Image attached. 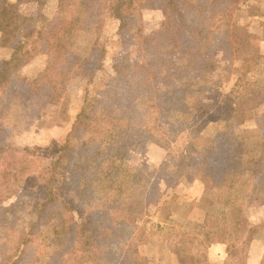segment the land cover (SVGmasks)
<instances>
[{
	"label": "trees",
	"instance_id": "obj_1",
	"mask_svg": "<svg viewBox=\"0 0 264 264\" xmlns=\"http://www.w3.org/2000/svg\"><path fill=\"white\" fill-rule=\"evenodd\" d=\"M46 1L0 0V28L12 47L0 62V228L11 229L19 243L16 263L150 264L139 248L149 236L146 223L139 222L149 185L132 163L130 144L140 138L169 147L192 125L185 113L193 115V123L203 117L205 94L220 84L219 50H232L240 68L232 89V120L218 132L216 152L198 166L192 160L183 163L198 167L195 172L203 168L204 182L223 215L210 214L199 232L178 235L185 245L227 243L229 255L237 257L234 264H247L251 237L246 211L264 204V157L247 149L234 126L264 104V79L253 74L263 57L253 49L251 29L234 19L236 0H166L162 26L147 37L138 60L130 50L139 43L126 9L130 0H58L52 15L42 9L26 16L19 9L21 2ZM111 23L122 42L110 86L120 92L112 127L79 122L92 112L86 94L57 158L37 170L35 185L9 203L28 148L4 140L5 97L14 87L25 116L39 118L49 103L67 98V74L75 67L94 75L91 84L104 67L105 30ZM82 35L91 39L89 51L72 58ZM36 55L45 61L37 77L14 80V73ZM103 97L109 98V91ZM206 250L207 245L192 264H210Z\"/></svg>",
	"mask_w": 264,
	"mask_h": 264
},
{
	"label": "rangeland",
	"instance_id": "obj_2",
	"mask_svg": "<svg viewBox=\"0 0 264 264\" xmlns=\"http://www.w3.org/2000/svg\"><path fill=\"white\" fill-rule=\"evenodd\" d=\"M57 8L58 0H47L45 3L21 2L19 5L20 11L26 16L42 9L46 14L52 15ZM166 8V0L129 1L126 9L139 36V43L130 48L133 60L143 56L145 40L161 28ZM235 8L234 19L251 29L254 33L253 49L263 57L253 74L264 79V0H236ZM3 33L0 28V62L6 60L12 51ZM105 34L109 39L103 69L98 71L89 84L90 77L94 75L86 71L80 72L75 67L67 74V98L60 103H49L39 118L31 116L29 119L25 116L22 102L15 96L14 87L5 97L4 140L16 147L28 148L24 158L26 163L21 168L17 188L8 200L9 203L15 202L35 185L37 170L57 158L61 142L65 140L78 118L77 114L84 106L86 94L92 99V112L80 116L79 122L84 126H102L105 129L112 127L120 92L110 86L115 74L113 64L122 52L119 47L122 42L116 37L113 23L107 26ZM90 42V37L82 35L72 58L85 56ZM218 58L223 67L219 74L220 84L218 88L205 94L203 117L193 123V115L185 113L184 118L192 125L182 129L169 147L140 138L130 144L132 163L146 175L149 185L146 211L139 221L146 223L149 236L147 243H142L139 248L141 255L150 264H192L206 245L208 252L209 245L216 242L203 244L196 241L185 245L178 232L196 230L197 233L208 222L210 214L218 217L223 215V209L214 205L212 192L204 182L203 168L195 172L198 167L186 168L183 165L184 160H192L198 166L199 160L204 156L216 152L220 145L218 132L232 120L236 104L232 89L240 68L232 50H219ZM44 63L43 56L36 55L19 72L14 73L13 79H17V76L34 79ZM108 91L110 97L105 99L104 92ZM247 116L244 123L234 126V130L246 139L249 151H259L258 156L264 157V104ZM246 212L250 224L248 235L251 237L248 240L249 253L254 237L258 239L256 244H264V239L261 238H264V220H261L264 213L261 209L254 208L247 209ZM225 245L227 250V243ZM241 249L242 245L239 246L238 254H241ZM18 250L19 243L14 238L13 231L1 227L0 264H17ZM236 261L237 257L229 255L228 250L222 258L212 259L214 264H234ZM208 262L212 264L209 255Z\"/></svg>",
	"mask_w": 264,
	"mask_h": 264
},
{
	"label": "crops",
	"instance_id": "obj_3",
	"mask_svg": "<svg viewBox=\"0 0 264 264\" xmlns=\"http://www.w3.org/2000/svg\"><path fill=\"white\" fill-rule=\"evenodd\" d=\"M263 47H264V44H263ZM251 208L261 209V212L264 213V205L253 206V207H250L248 209H251ZM261 220H264V216L261 218ZM261 238L264 239L263 237H261ZM257 242H258V239H256V237H254L252 245L250 247V251L248 253L247 264H261V262H262V259L264 257V244H262V243L256 244ZM226 251L227 250H226L225 243L216 241V242H213L212 244H210L209 250H208L210 262L212 264H214L212 262L213 257L215 259L222 258L226 254Z\"/></svg>",
	"mask_w": 264,
	"mask_h": 264
}]
</instances>
